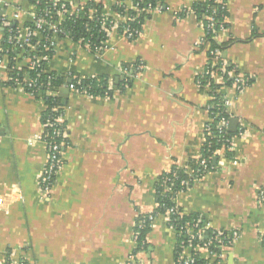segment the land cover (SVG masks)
I'll use <instances>...</instances> for the list:
<instances>
[{"label": "crops", "instance_id": "obj_1", "mask_svg": "<svg viewBox=\"0 0 264 264\" xmlns=\"http://www.w3.org/2000/svg\"><path fill=\"white\" fill-rule=\"evenodd\" d=\"M4 1L8 20L19 26L32 21L31 0ZM202 1L161 0L162 11L150 14L135 40L115 33L100 54L68 37L56 40L44 72L105 76L112 97L69 93L63 163L46 197L39 192L47 162L41 138L46 106L1 72L0 264H127L130 257L135 264H175L179 240L163 214L148 226L144 241L136 234L139 216L157 208V179L174 166L191 177L188 163L198 159L204 142L211 87L198 82L213 59L208 43L194 47L203 22L182 15ZM114 2L108 0L104 14L117 19ZM223 2L227 28L215 36L226 45L220 59L247 83L236 93L223 79L213 81L231 100L229 113L238 125L230 148L215 153L214 170L177 193L174 205L182 216L203 217L204 238L213 231L238 232L220 251L223 264H264V204L258 196L264 191V0ZM138 62L143 69L127 84L121 68ZM26 65L19 61L20 69ZM182 243V258L196 251L215 262L208 250Z\"/></svg>", "mask_w": 264, "mask_h": 264}, {"label": "trees", "instance_id": "obj_2", "mask_svg": "<svg viewBox=\"0 0 264 264\" xmlns=\"http://www.w3.org/2000/svg\"><path fill=\"white\" fill-rule=\"evenodd\" d=\"M133 6L137 5V11L129 9L126 4L122 3L119 6H114L113 11L116 12L119 17L126 16L128 21L115 23L111 18L103 15V5L97 3V0H90L89 2L80 6L79 12L72 13L67 16L58 26L59 32L55 35L56 38H64L69 36L72 41L80 42L82 45L87 44L91 51L100 52L103 49V45L109 40L107 36V31L110 29V24H115L118 34H121L125 29L129 30L132 34L130 40H135L141 33L142 25L144 21L150 17V14L146 13L148 7L154 8L157 4L162 5L161 0H128ZM223 2V0H221ZM31 4L35 7V12L37 16H43L46 13L52 15V20L56 18V12L61 11V5L65 4L67 8L70 7V3H62L58 0H31ZM224 4V2H223ZM92 11V15H89ZM185 14H192L198 20L202 21L203 17L211 16L215 21L214 28L206 35L205 40L208 43L210 49H218L221 53L225 49L226 45L217 44L214 39V33L219 31L220 26L224 29L227 28V9H222L221 5L216 4L215 0H204L202 2H195L191 5L188 10L182 12ZM7 26H3V37L1 40V51L0 55L7 54L9 66H13L20 55L21 45L16 33V29L19 26L17 20H6ZM205 25V23H204ZM24 28H33L32 23H24L22 25ZM52 36V33H48ZM9 38L11 40H9ZM49 42L45 38V33L41 39L33 37L30 41V47L35 48L36 56H48L51 58L54 54V49L46 50ZM24 46H26L24 44ZM123 65V67L131 68L132 73H135L137 65ZM211 68V66H210ZM20 81L33 80L37 84L36 86V96L37 99H40L44 102L46 109L41 115V124L45 125L46 121L51 123V126L44 128V138L50 142H59L62 140V131L65 130L64 121L60 124L56 123L55 120L62 118L64 116L65 106L62 105V100L60 99V90L63 85H68L73 87L78 94H85L90 97H99V98H111L112 97V83H109L108 79L105 76L100 77H89L83 79L71 78L67 75H61L56 73L47 74L43 71V63L37 67L34 63V68L31 70L28 67L21 68L19 71H16L15 74ZM205 79H202L201 82L204 83ZM131 82V79H127V84ZM225 86H230L231 81L224 79ZM211 93L214 94L215 90H219V94H214L215 99L211 100L210 104L214 105L215 110L222 112L219 115L220 117H225L223 112L222 103L220 102V97L223 96L222 87L216 86L213 81H210ZM117 88H122L119 85ZM56 93V96H49L48 93ZM218 118L209 125L210 131L212 132L211 136H204V142L202 144L201 152L198 159L191 160L188 163V167L192 171V176L189 177L185 169L174 166L168 173H163L156 181L155 190H156V203L157 208L151 214L157 216L159 214H164L166 210L174 206V198L177 193L185 191L188 189L194 181L200 180L205 174H198V164L201 158H215L216 152L220 150L223 146L224 136L218 134L216 125ZM55 131V134L52 135V131ZM49 135L51 138H49ZM228 137H232V134H227ZM66 141V139H65ZM67 142V141H66ZM210 159V160H211ZM212 164V163H211ZM210 171L214 170V165L209 166ZM166 181L168 188L171 192L165 191L161 182ZM187 182V188L181 187L180 182ZM203 217L200 215H191V216H182L180 211L175 210L174 214H171L168 221V227L173 229L176 232L178 237V244L176 245L175 258H177L180 253L181 247L179 246L180 242L186 244L188 242L187 237L181 232V228L185 227L186 224L192 225L196 224L198 227L203 226ZM138 233V241H144L147 234L150 231L148 224L143 228H140ZM210 235V234H209ZM223 236L226 237V241L229 240V234L225 233ZM213 240L209 236L208 241L212 242L209 249L213 251ZM196 264H208L205 260L201 259L198 254L195 255ZM212 264H217L215 261Z\"/></svg>", "mask_w": 264, "mask_h": 264}, {"label": "built area", "instance_id": "obj_3", "mask_svg": "<svg viewBox=\"0 0 264 264\" xmlns=\"http://www.w3.org/2000/svg\"><path fill=\"white\" fill-rule=\"evenodd\" d=\"M108 2V0H97V3H101L103 5V15L104 14V8L106 3ZM62 3H70V7L67 8L65 4L61 5V11L56 12V18L53 21L52 19V15L49 13L44 14L43 16H37L36 12H34V16L31 22L33 25V28L29 29V28H24L23 26H18V28L16 29V33L14 35L17 36V40L19 42H21L19 48H20V55L17 59V61L15 62V64L13 66H9V62H8V57L7 54H2L0 55V81H1V77L3 76V74H1L2 71L5 70V76L7 78V82H10L11 84H13V86L17 87V88H21L22 90L28 92L29 94H31L32 96H36V86L37 84L35 83V81L33 80H22L20 81L16 76H14L13 74H15L16 71H19V61H24L26 62V67H28L29 69H33L34 68V63H36L37 67L39 65H41V63H43V71H44V67L45 65L48 63L49 61V57L48 56H42V57H37L36 54V50L34 47H30V41L33 37H37L38 39H41L42 36L45 33V38L46 40H48L49 45L48 47H46V50L49 49H54L55 48V42L57 39H61V38H56L55 35L60 31L59 30V24L69 15H71L72 13H76L79 12V10L81 9L80 6L83 5L79 2H62ZM126 4V6L129 9H132L134 11H137V5H132L128 0H115L113 6H112V11H113V7L114 6H119L120 4ZM216 4L221 5L222 9H225V4H223V2L221 0H215ZM7 8V4L5 3L4 0H0V22L3 23L4 26H7V16L5 13V10ZM162 11V5L157 4L156 7L154 8H150L148 7V9H146V13L147 14H151L152 12H161ZM114 12V11H113ZM92 11H90L89 15L91 14ZM117 15V19L111 18L110 16H106L111 18L112 21H114L115 23L118 22H126L128 21V18L126 16L123 17H119V15L114 12ZM16 17V16H15ZM203 25H202V30H203V36L194 43V47L195 48H200L206 45V40L205 37L206 35L214 28L215 26V21L213 20V18L211 16H206L203 17L202 21ZM205 23V25H204ZM225 29L220 26L219 31H224ZM52 33V36H50L48 33ZM218 32L214 33V39L215 36ZM117 33L116 30V26L115 24H110V29L109 31H107V36L109 37V40L112 38V36ZM118 34V33H117ZM123 38L130 40L132 37V34L129 30L125 29L121 34H120ZM68 38H70L69 36H66ZM64 37V38H66ZM71 39V38H70ZM9 40H11L9 38ZM72 40V39H71ZM108 40V41H109ZM108 41L103 45V49L100 52H94L96 54H100L103 53L104 51H106L107 49H109V47H107V43ZM80 43V42H77ZM24 44L26 46H24ZM81 44V43H80ZM83 46H86L87 48H89V46L87 44H84ZM90 49V48H89ZM210 57H212L213 59V65L211 66V68H206V70L203 73V79L204 83H199V85H201L202 87L206 88V87H210V81H213V78H220L221 80L223 79H228L231 81V85L229 86L231 89H233L236 93H239L242 91V89L246 86L247 80L242 78L241 76H239L237 74V72L235 71V69L230 66L226 61H221L220 59V55L221 52L218 49H209L208 51ZM220 59V60H219ZM143 69V65L142 63L139 62V64L137 65L136 69H135V73H132L131 68L128 67H122L121 68V73L127 78H132L133 76H135V74L139 73L141 70ZM214 82V81H213ZM67 88L70 92L78 94L75 89L73 87H69L68 85H63L62 89ZM214 94H219V90H215ZM213 93H210V98L211 100H214ZM49 96H56V93H48ZM220 102L222 103V107H223V112L225 117H219L220 114H222V112H218L217 110H215L214 105H209L208 107V112H209V121L205 124L204 127V136H211L212 132L210 131V127L209 125H211L217 118V131L218 134L220 136H224L225 138H223V146L222 148H230V144H231V140L232 137H228L227 134H230L228 132V127H229V123L230 120L232 119L231 114L229 113V109L231 106V100L229 98H227L226 95L220 97ZM56 123L60 124L63 122V117L58 118L55 120ZM47 126H51V123L49 121H46L45 125H42L43 128V134H42V140L45 143L46 147H47V162L45 164V166L43 167L41 176H40V180H39V192L43 197H46L49 193L50 190L53 186V182L57 176V174L59 173L61 167H62V150L63 147L66 144V134H65V130L62 131V140H60L59 142H50L48 140H46L44 138V128ZM55 134V131H52V135ZM239 134L241 135V131H239ZM49 138H51V136L49 135ZM205 138V137H204ZM211 158H201L199 160V164H198V174H206L210 171L209 166L213 167V164H211L213 162V159ZM163 188L165 189V191L171 192V190L168 188L166 181H162L161 182ZM181 187L187 188L188 184L185 181L180 182ZM183 192V191H182ZM259 196V203L260 204H264V191L260 190L258 193ZM175 210H177L176 206L174 205L172 208L168 209L165 211V213L163 214L166 219H168L169 221V217L171 214L175 213ZM155 215L153 214H142L139 216V225H138V230L140 228H143L146 224L151 225L153 223V221L155 220ZM207 228V227H206ZM205 228L204 225L203 227H198L196 226L195 223H193L192 225H188L186 224L185 227L181 228V232H179L178 234H184L187 237L188 240V246L193 247L194 249L196 248H200L203 250H208L212 256L214 257V261L217 262V264H223V260L220 256V251L224 246H230L234 241H236L239 237L238 232L233 231L229 234V240L226 241V237L223 236V234H225L224 232H216L213 231L211 234V239L214 238L213 240V251L209 249L210 244L212 242L208 241V238H204L203 234H204ZM138 239V233L136 234V240ZM260 242L264 245V234L261 235L260 237ZM184 244V243H182ZM198 253L195 251L192 253V255L188 258H182L181 256H177L176 260H175V264H196V258L195 255H197ZM19 264H25L24 262H20ZM127 264H135L132 257H130V259L128 260ZM210 264V263H208Z\"/></svg>", "mask_w": 264, "mask_h": 264}, {"label": "water", "instance_id": "obj_4", "mask_svg": "<svg viewBox=\"0 0 264 264\" xmlns=\"http://www.w3.org/2000/svg\"><path fill=\"white\" fill-rule=\"evenodd\" d=\"M69 93H70V91L67 88H64V89L60 90L59 97L62 100V105L63 106H66ZM237 123H238V121L235 118L230 120L229 127H228V132L229 133H232V134L235 133L237 125H238ZM215 163H216V159L214 158L212 164L214 165Z\"/></svg>", "mask_w": 264, "mask_h": 264}]
</instances>
